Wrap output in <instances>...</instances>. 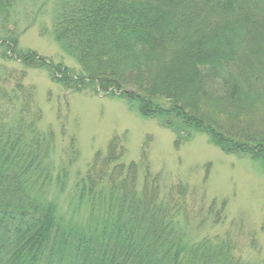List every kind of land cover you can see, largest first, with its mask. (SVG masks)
I'll use <instances>...</instances> for the list:
<instances>
[{
	"label": "trees",
	"instance_id": "obj_1",
	"mask_svg": "<svg viewBox=\"0 0 264 264\" xmlns=\"http://www.w3.org/2000/svg\"><path fill=\"white\" fill-rule=\"evenodd\" d=\"M18 1L0 0L3 59L126 100L175 132L176 148L204 135L264 165V0H58L54 39L78 75L20 49L8 26ZM24 77L0 85V264H247L230 236L187 239L199 203L190 186L152 172L148 147L124 164L114 137L66 193L76 139L56 172L55 135L41 129ZM225 207L213 202L208 214L220 223Z\"/></svg>",
	"mask_w": 264,
	"mask_h": 264
},
{
	"label": "rangeland",
	"instance_id": "obj_2",
	"mask_svg": "<svg viewBox=\"0 0 264 264\" xmlns=\"http://www.w3.org/2000/svg\"><path fill=\"white\" fill-rule=\"evenodd\" d=\"M57 3L58 0L18 1L8 26L19 35L20 49L32 50L78 75L79 65L54 39ZM20 73L25 74L24 85L35 89V104L43 114L41 129L51 130L55 135L52 157L56 172L68 164L69 140L76 139L79 160L69 170L66 193L85 174L94 155L105 152L114 137L121 138L126 149L124 164L139 163L143 148L148 147L152 172L160 173L162 181L167 183L190 186L194 204L199 203L193 211L197 219L188 227L187 239L194 243L213 242L230 236L237 243L234 253L237 258L247 264H264V165L261 162L245 155H227L204 135H196L176 148L175 132L165 128L159 119L142 116L126 100L107 96L89 83L81 92L68 90L54 82L48 70L25 68L0 56V85L12 84V78ZM200 197L205 206L198 201ZM213 202L218 209L226 202L220 223H216L215 212L208 214Z\"/></svg>",
	"mask_w": 264,
	"mask_h": 264
}]
</instances>
